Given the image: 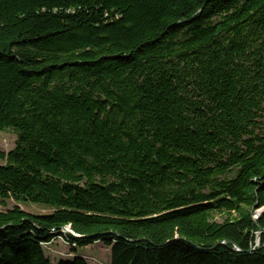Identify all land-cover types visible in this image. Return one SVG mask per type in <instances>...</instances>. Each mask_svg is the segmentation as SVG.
Here are the masks:
<instances>
[{"label": "trees", "instance_id": "1", "mask_svg": "<svg viewBox=\"0 0 264 264\" xmlns=\"http://www.w3.org/2000/svg\"><path fill=\"white\" fill-rule=\"evenodd\" d=\"M263 117L264 0H0V264H264Z\"/></svg>", "mask_w": 264, "mask_h": 264}, {"label": "rangeland", "instance_id": "2", "mask_svg": "<svg viewBox=\"0 0 264 264\" xmlns=\"http://www.w3.org/2000/svg\"><path fill=\"white\" fill-rule=\"evenodd\" d=\"M264 124V117L262 118ZM15 135L11 131L0 130V150L8 152L14 147ZM18 205L22 210L32 214H46L51 211L50 208L32 203H15L7 201L6 206L0 203V210L11 208L13 205ZM259 211V215H255ZM264 212V206L255 209L252 213V218L257 219ZM220 220V216L216 217ZM255 246L259 244L258 232L256 233ZM44 253L53 262L57 263L59 260H72L74 257L83 258L87 264H110V248L106 247L102 242H94L85 247H75L74 251L69 248L60 238H55L44 246Z\"/></svg>", "mask_w": 264, "mask_h": 264}, {"label": "water", "instance_id": "3", "mask_svg": "<svg viewBox=\"0 0 264 264\" xmlns=\"http://www.w3.org/2000/svg\"><path fill=\"white\" fill-rule=\"evenodd\" d=\"M58 233H60V234H62V233H65V234H67V235H69V236H71V237H73V238H82V237H84V236H82V235H78V234H76L71 228H70V226L69 225H65V226H63L62 228H61V230L58 232ZM228 241H223V242H221L222 244H225V243H227ZM234 248L236 249V250H238L239 251V249L234 245Z\"/></svg>", "mask_w": 264, "mask_h": 264}, {"label": "bare ground", "instance_id": "4", "mask_svg": "<svg viewBox=\"0 0 264 264\" xmlns=\"http://www.w3.org/2000/svg\"><path fill=\"white\" fill-rule=\"evenodd\" d=\"M257 213L255 214V215H259L260 213H259V211H256ZM255 218V217H254Z\"/></svg>", "mask_w": 264, "mask_h": 264}, {"label": "built area", "instance_id": "5", "mask_svg": "<svg viewBox=\"0 0 264 264\" xmlns=\"http://www.w3.org/2000/svg\"><path fill=\"white\" fill-rule=\"evenodd\" d=\"M257 211H260V210H257ZM58 238H60V237H58ZM49 243H51V242H49Z\"/></svg>", "mask_w": 264, "mask_h": 264}]
</instances>
